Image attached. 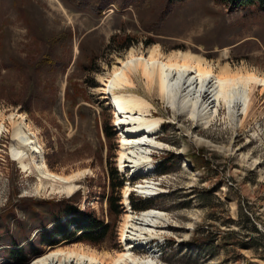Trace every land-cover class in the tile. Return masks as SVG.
Listing matches in <instances>:
<instances>
[{
  "label": "rangeland",
  "instance_id": "374dc122",
  "mask_svg": "<svg viewBox=\"0 0 264 264\" xmlns=\"http://www.w3.org/2000/svg\"><path fill=\"white\" fill-rule=\"evenodd\" d=\"M162 2L152 0L128 8L115 3L99 17L85 8L86 4L71 0H0V121L6 126L0 138V264L13 263L5 248L22 240V245H29L34 227L46 220L50 211L62 209L48 206V200L77 202L82 210L111 221L109 161L126 176L123 205L127 185L156 182L164 191L151 199L133 189L130 192L129 204L131 198L136 204L152 201L156 206L151 209L166 214V220L158 224L165 228L147 232L148 242L133 248L136 258L155 264H264L261 87L254 92L247 117L241 114L233 119L223 107L205 124L177 115L157 89L149 91L142 80L135 79L134 91L153 103L154 115L164 118L156 136L164 147L152 152L154 166L148 175L134 174L119 164L121 133L100 89L102 79L132 48L146 52L159 46L165 53L194 52L217 70L227 65L264 76V15L252 10L230 13L213 0H193L177 6L156 35L146 26L155 20ZM31 20L35 25L30 29L37 37L28 28ZM60 34L63 42L56 45L55 56L63 65L51 69L43 62L45 41ZM116 34L121 35L118 41L132 35L135 42L128 50L119 51L110 40ZM91 63L93 69H87ZM13 113L26 115L54 172L89 171L75 195L52 192L49 186L38 189L35 171H24L12 160ZM106 122L117 133L110 143L115 150H110L102 129ZM31 209L36 213L29 216ZM151 209L133 210L142 213ZM126 210L124 205L105 243L67 242L45 246L42 254L64 245L117 254L124 248L121 229ZM241 210L255 216L262 234L253 229Z\"/></svg>",
  "mask_w": 264,
  "mask_h": 264
},
{
  "label": "bare ground",
  "instance_id": "6f19581e",
  "mask_svg": "<svg viewBox=\"0 0 264 264\" xmlns=\"http://www.w3.org/2000/svg\"><path fill=\"white\" fill-rule=\"evenodd\" d=\"M113 70L102 79L100 91L109 100L115 126L121 133L119 164L122 169L140 175L150 173L154 166L152 152L164 147L156 137L164 118L154 115L153 103L134 91L137 88L135 79L142 80L149 91L157 89L160 98L166 100L177 115H188L205 124L219 115L223 107L228 109L233 119L241 114L247 117L255 90L261 87L264 92V76L254 70L233 69L227 65L217 70L194 52L178 50L165 53L159 46L146 52L132 48L125 57L119 58ZM10 118L13 125L12 160L20 163L24 171H35L40 181L38 189L49 186L52 192L75 195L83 187V175L89 171L54 172L46 162L39 135L26 115L13 113ZM5 128L1 120L0 138ZM132 189L150 199L164 192L156 182L135 187L127 185L123 201L127 210L121 229L124 238L122 251L112 255L83 245H64L48 250L29 264H155L150 259L136 258L133 248L148 242L147 232L157 233L165 228L158 224L166 220V214L157 209L135 213L129 204Z\"/></svg>",
  "mask_w": 264,
  "mask_h": 264
},
{
  "label": "trees",
  "instance_id": "16d2710c",
  "mask_svg": "<svg viewBox=\"0 0 264 264\" xmlns=\"http://www.w3.org/2000/svg\"><path fill=\"white\" fill-rule=\"evenodd\" d=\"M74 4L82 2L85 8L97 14L99 17L103 15L107 7L111 4H117L120 8H128L130 4L138 3H149L152 0H71ZM193 0H163L162 7L157 17L153 22H150L146 26V30L152 31L153 34L160 35L163 31V27L167 24L168 18L175 11L176 7L179 5H187ZM217 5L224 6L230 13H235L236 11H254L260 15H264V0H213ZM82 8V9H85ZM19 10L21 6L18 7ZM31 25H35L34 21H29L28 28ZM34 37L36 33L30 29ZM66 35V34H65ZM71 36V34H69ZM119 34L111 37L112 46L119 51L128 50L131 45L135 42L134 37L125 36L124 40H117ZM37 37V36H36ZM63 37L61 34L57 36H52L46 39L47 55L43 59V62L51 69L61 68L63 63L60 58L55 56L56 45L63 42ZM37 40V39H35ZM65 40V38H64ZM38 42V41H37ZM40 43V42H39ZM151 42H147L150 44ZM92 63L88 66L90 68ZM8 67V66H7ZM103 131L105 136L110 143L116 138L117 133L114 130L112 124L106 122L103 125ZM110 150H115L116 147H112ZM108 175L110 177V193L107 196V204L109 205V214L111 216V221H103L98 218L94 211L82 210V208L77 204V202L65 201H52L48 200V206L50 207H62L60 211H50L47 213L46 220H43L41 224L35 226V232L33 235L32 242L29 245H22V242L17 241L13 244V247L5 248L6 254L13 261L12 264H27L32 260V257L42 254V249L45 246L56 247L62 243L77 242L82 241L88 244L101 245L107 241L109 238L110 231L114 228L117 216L121 215L124 205L122 204V188L126 182V176L119 173L118 168L115 163L109 161V171ZM130 204L134 210H146L155 207L156 205L152 201H140L136 204L135 199L131 198ZM31 213H36V209L29 211L28 215ZM241 213L247 218L251 226L255 231L262 232L258 228V223L256 222L255 216L252 214L247 215ZM7 220V219H6ZM18 223L21 221L18 220ZM51 225V226H49Z\"/></svg>",
  "mask_w": 264,
  "mask_h": 264
},
{
  "label": "water",
  "instance_id": "95a60500",
  "mask_svg": "<svg viewBox=\"0 0 264 264\" xmlns=\"http://www.w3.org/2000/svg\"><path fill=\"white\" fill-rule=\"evenodd\" d=\"M127 208V207H126Z\"/></svg>",
  "mask_w": 264,
  "mask_h": 264
}]
</instances>
